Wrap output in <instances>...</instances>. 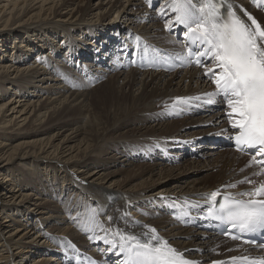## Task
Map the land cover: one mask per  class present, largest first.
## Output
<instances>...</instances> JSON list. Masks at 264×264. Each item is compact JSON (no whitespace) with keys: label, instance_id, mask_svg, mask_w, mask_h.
Returning <instances> with one entry per match:
<instances>
[{"label":"bare ground","instance_id":"6f19581e","mask_svg":"<svg viewBox=\"0 0 264 264\" xmlns=\"http://www.w3.org/2000/svg\"><path fill=\"white\" fill-rule=\"evenodd\" d=\"M91 1L0 0V82L13 71L18 78L5 85L19 97L41 71L67 82L44 104L17 109L13 97L0 104V264H122L117 228L158 236L198 264L264 259L263 243L226 238L207 215V194L247 199L239 194L264 183V165L228 147L235 131L223 101L207 102L216 88L205 68L176 59L186 37L180 26L165 27L173 19L159 15L167 0H99L94 9ZM159 1V13L150 11ZM258 1L214 0L225 17L234 11L250 24L247 13L264 26ZM87 16L107 22L89 24ZM30 56L35 70L23 64ZM48 56L69 63L77 78ZM162 56L174 57L162 59L167 69L146 64ZM23 123L36 129H12ZM204 169L212 172L198 182ZM120 173L121 183L110 182ZM245 178L253 183H239Z\"/></svg>","mask_w":264,"mask_h":264},{"label":"snow or ice","instance_id":"6c2138e0","mask_svg":"<svg viewBox=\"0 0 264 264\" xmlns=\"http://www.w3.org/2000/svg\"><path fill=\"white\" fill-rule=\"evenodd\" d=\"M148 2L151 4V0ZM169 13L173 19H169L165 27L171 30L180 26L186 37L187 51L176 53V59L205 68L204 75L216 88V91L205 94L207 102L214 104L217 102L214 97H218L226 105L228 111L225 116L230 129L235 131L233 138L236 147L255 150L257 156H264V26L247 13L245 15L250 24L234 11L228 12L225 17L214 0H203L199 8L193 0H167L166 8H161L159 15L163 19ZM170 58L160 57L163 60ZM205 60L213 66L205 67ZM190 99L177 97L176 101L187 103ZM250 163L264 164V161L254 156ZM239 183L253 182L245 178ZM227 187L234 188L236 185ZM220 195L219 189L207 194L209 217L230 224L232 229H238L241 233L264 230V183L239 194L247 199L225 195L223 203H219L217 197ZM151 232L155 233L156 229L151 228ZM113 235L119 237L118 246L125 257L122 264H198L185 259L177 249L158 236L153 235L145 240L148 233L138 236L119 228ZM231 260L233 264H237L238 260L243 264H264V259L250 261L248 257H232Z\"/></svg>","mask_w":264,"mask_h":264},{"label":"rangeland","instance_id":"374dc122","mask_svg":"<svg viewBox=\"0 0 264 264\" xmlns=\"http://www.w3.org/2000/svg\"><path fill=\"white\" fill-rule=\"evenodd\" d=\"M99 0H92L91 1V3H92V6H94V4L96 3V2H98ZM107 1L108 0H103V3H107ZM114 1V0H113ZM162 5H163V3L161 2V1H159V2H156V4L154 5V6H151L150 7V11L152 10V11H154V13L156 12V13H159V9L162 7ZM96 6H94L93 7V9L95 8ZM117 19V18H116ZM118 20V19H117ZM167 20V19H166ZM85 22H87V23H89V24H100L101 22L102 23H106L107 21H103V20H101V18H96V16H93V18H91V17H89V16H87L86 17V19H85ZM116 23H117V21H116ZM78 37H81V36H77V38ZM36 42H38L39 41V39H36L35 40ZM36 44V43H35ZM37 45V44H36ZM41 45V42H39L38 43V48H41V49H43L42 48V46H40ZM44 51H45V48L43 49ZM47 52V51H46ZM3 55H5V53L3 54ZM33 58V56H30L29 58H27V60L25 61V62H23V64H24V66H26V67H28L29 65H30V67H32L34 70H35V68H36V66L38 65V64H30V61H34L35 59H32ZM47 60H50V63H52V65L53 66H56L57 68H58V70H63L64 72H66L68 75L70 74V68H68L69 66H70V64L69 63H65V61L62 59V61H55V59H51V57L50 56H48L47 58H46ZM56 59H59V58H56ZM171 60L172 59H174V57H171L170 58ZM178 62V61H177ZM178 65L180 66V67H182L183 66V63H180V62H178ZM39 67H41V65L39 66ZM42 70V69H41ZM30 71V69H28L27 70V73ZM40 71V70H39ZM43 71H41V72H38V74H35V79H33V81L31 82L32 83V86H34V88H30V89H28L29 91L28 92H26V94H25V97H19V95H12V93H13V91H11V89H9V87L8 86H6L5 84H8V85H10V86H12L14 83H15V79H17L16 78V75H15V73H13V71H11V75L10 76H8V78L6 79V81H5V83L3 82H0V104L1 103H3V102H5V101H7L8 99H10L11 97H13V99H16V100H20L19 102H18V104L16 103L15 105H16V108L17 109H22V108H20L21 107V105H23V104H25L27 101H33V102H36L37 100H39V102H38V105H40V104H44V102H46L49 98H50V95H52L53 97H52V99L53 98H55L56 97V95H54V90L55 89H58L61 85H59V84H57V83H60V81H57V80H50V79H54V78H49L50 77V75L49 74H47V73H45V72H43ZM169 74H171V73H167V75L168 76H170ZM113 76V74H109V76ZM70 76H73L72 78H74V79H76L77 78V76H75V75H71L70 74ZM47 77L49 78V80H47ZM62 83V87H65V85H67V82H65V81H61ZM98 87V83H94L93 84V88L95 89V88H97ZM3 92H7V93H3ZM98 101H101V100H99L98 99ZM104 105V103L103 104H98V108H101L102 106ZM20 106V107H19ZM9 108V106H6L3 110H7ZM216 108H218V107H216ZM215 111L216 112H218L219 111V109H215ZM90 112V111H89ZM88 112V113H89ZM202 112H205V109H203L202 110ZM10 114H12V111H6V115H8V116H6V118H10L9 117V115ZM92 115L93 117H96L98 120H100L101 119V117L99 116V114L95 111H92V112H90L89 113V115ZM13 116H18L17 114H14ZM30 117H31V115H29ZM29 117V118H30ZM168 117H170V116H168ZM19 120H21V119H18L17 121H19ZM43 122H45V120H43ZM27 123V122H26ZM26 123H23V124H21L20 126H14L12 129L15 131H18V129H23L24 128V130H25V132L26 131H32L33 129H36V127H34V125H37V124H34V125H28V126H26ZM39 123V122H38ZM8 128H10V126L8 127ZM3 131L0 129V137H1V135L3 134L2 133ZM21 133V132H20ZM208 135V134H207ZM210 135V134H209ZM230 147V146H229ZM231 148V147H230ZM191 153L192 152H190V154H189V159H187V161H186V163L185 164H188L190 161L189 160H191L192 159V156H191ZM167 158H170V157H168L167 156ZM179 159H181V157L179 158ZM172 162H174V161H172ZM104 163H105V165L107 166V167H109V168H114V167H116V166H118V164H115V163H110V161H104ZM172 164V163H171ZM173 164H175V163H173ZM121 167H122V169H124V167H125V165H120ZM215 171V170H214ZM212 172V170H210L209 169V171H206L205 169L201 172V173H198V175H197V173L196 174H194L195 175V177H196V175L198 176V177H196L195 179H197V181L199 182V181H203L204 179H206L207 177H208V175L210 174ZM127 177V175H126V173H120V174H118L116 177H115V179H110V182H112V181H116V182H119V183H121L122 182V180L124 179V178H126ZM3 191V188H2V190H1V192ZM44 242V239L43 240H41L40 241V243H43ZM39 257V256H38ZM51 257H54V255H51ZM51 261V260H50Z\"/></svg>","mask_w":264,"mask_h":264}]
</instances>
